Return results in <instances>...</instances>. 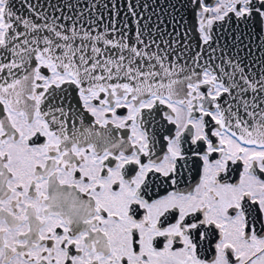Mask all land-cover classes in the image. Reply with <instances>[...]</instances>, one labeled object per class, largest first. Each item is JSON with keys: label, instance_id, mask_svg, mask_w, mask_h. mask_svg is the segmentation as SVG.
<instances>
[{"label": "snow or ice", "instance_id": "obj_1", "mask_svg": "<svg viewBox=\"0 0 264 264\" xmlns=\"http://www.w3.org/2000/svg\"><path fill=\"white\" fill-rule=\"evenodd\" d=\"M0 264H264V0H0Z\"/></svg>", "mask_w": 264, "mask_h": 264}]
</instances>
